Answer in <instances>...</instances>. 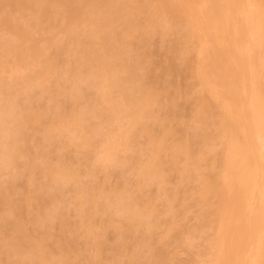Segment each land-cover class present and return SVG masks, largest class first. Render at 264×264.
Returning <instances> with one entry per match:
<instances>
[{"label": "rangeland", "instance_id": "obj_1", "mask_svg": "<svg viewBox=\"0 0 264 264\" xmlns=\"http://www.w3.org/2000/svg\"><path fill=\"white\" fill-rule=\"evenodd\" d=\"M90 1L66 0L77 5L80 17L74 25L62 19L64 8H57V3L50 1L47 10L56 9L57 13L44 16L39 33L37 28L25 25L35 14L31 6L16 12L12 5L0 4V23L5 18H18L33 37H50L53 45L47 53L64 59L63 65L55 71L57 79L42 83L44 90L35 79L40 67L35 68L36 71L14 73L19 80L28 78L20 80L22 83L12 80V73L0 74L3 82L10 85L18 110L28 106V110L41 114L43 120L41 124L32 123L27 114L23 118V129L0 130V142L15 137L17 146L23 149L15 169L7 166L0 171V197L10 196L12 204L0 205V252L10 232L8 223L16 222L26 229L28 236L41 235L45 251L55 254L61 251L66 258L64 264H210L214 214L202 205L198 179L217 173L225 152L218 144L222 139L216 125L218 108L197 79L198 70L204 69L199 61L205 62V55L199 54L201 33L197 39L190 37L195 29L187 17L157 11V0H118L119 17L101 31L106 38V49L98 54L108 59L120 53L130 65L134 81L138 78L159 93L151 114L131 128L133 139L127 146H116L113 162L108 159L112 154L103 152L107 143L103 136L107 134L114 144L116 137L112 128L101 126L98 119L89 120L98 134L86 141L76 138V134L65 127H49L47 134L43 130L44 124L47 127L55 123L57 114L66 115L77 110L79 104H94V109L105 106L98 103L97 88H88L87 80L73 81L69 77L72 59L60 57L57 50L61 48L66 55L76 46L81 49L70 42L63 30L71 31L73 38L90 26L85 21L91 9ZM91 17L96 23L95 16ZM124 23L130 26V35L121 34ZM12 39L15 40V35L0 25V41ZM29 45L26 41L25 50ZM216 66L210 70H218ZM84 67L78 71L83 72ZM147 70L151 79L142 78ZM56 83L63 92L56 89ZM32 94L37 98H25ZM120 99V96L115 97V100ZM202 100L209 102V106L202 108ZM198 113L208 117L207 123L196 119ZM126 122L122 120L123 127ZM165 123L175 137L188 139L194 153L201 146L194 139L203 135L209 152L197 163V173L193 172V167L183 168V154L171 149L172 138L162 137ZM12 126L9 125V129ZM148 135L156 145L148 141ZM44 152L48 153L50 168L45 169L46 163H41L27 182L23 164L31 158L38 161L39 154ZM149 162L151 171L143 172V166ZM65 171L70 173L62 179L60 176ZM27 194L36 198L29 205L23 202ZM138 200L147 206H135ZM131 211L136 215L132 216ZM37 220L41 225L33 226ZM20 243L24 250L26 243ZM0 264L16 263L0 255Z\"/></svg>", "mask_w": 264, "mask_h": 264}, {"label": "bare ground", "instance_id": "obj_2", "mask_svg": "<svg viewBox=\"0 0 264 264\" xmlns=\"http://www.w3.org/2000/svg\"><path fill=\"white\" fill-rule=\"evenodd\" d=\"M50 1L57 3V8H64L62 19L70 25L79 19L77 5L66 0H0V4L12 5L16 12L31 6L35 14L25 25L37 28L39 33L44 16L57 13L56 9L52 12L47 10ZM116 2L118 0H91V9L85 17L90 26L73 38L70 37L71 31L67 33L66 29L63 30L70 42L81 46V49L76 46L63 55L61 48H57L60 57L72 59L69 77L73 81L87 80L88 88H97L100 92L98 103L105 106L94 109V104H79L77 110H71L66 115L57 114L55 123L47 127L43 125L45 134L49 127H65L74 132L76 138L86 141L98 134L89 120L98 119L101 126L112 128L117 141L114 144L107 134L103 136L107 141L103 147L105 155L113 154L118 145L127 146L128 141L133 139L131 128L151 114L159 95L142 80L137 78L134 81L131 67L120 53H114L108 59L98 54L106 49V38L101 31L120 15ZM155 6L162 13L187 17L192 29H195L190 32V37L197 39L198 33H201L199 54L205 55V62L199 61L204 69L198 70L197 79L218 108L219 121L216 125L222 138L218 144L225 152L224 159L217 173L198 179L202 205L214 214L215 233L209 243L210 264H264V0H157ZM0 25L15 35L13 41H0V74L7 71L12 73V80L21 82L28 78L20 77V81L14 73L36 71L35 68L40 67L35 76L40 88L44 90L42 83L48 79L54 82L57 79L55 71L63 65L64 59L47 53L53 45L50 37H33L26 26L18 22V18H5ZM123 26L121 34L130 35V26L126 23ZM94 39L101 42L95 43ZM26 41L30 45L25 50ZM215 64L218 70H210L215 68ZM81 67L85 68L86 74L78 71ZM123 73H127L126 76ZM142 78L151 79L152 75L147 70ZM97 80L101 83L98 84ZM56 89L63 92L58 84ZM0 95L3 101L0 106V130L23 129V118L27 114L30 122L42 123V115L28 110V106L18 110L10 85L4 83L1 76ZM116 96L121 99L115 100ZM28 97L37 98L34 94L25 98ZM206 104L209 106V102L202 100V108ZM123 119L127 120L124 127ZM196 119L205 124L208 117L198 113ZM11 124L13 126L9 129ZM147 137L150 143L156 145L152 136ZM162 137L172 138L171 149L183 154V168L193 167V172H196L197 163L209 152L203 135L194 139L201 143L194 153L190 150L188 139L175 137L166 123L162 125ZM22 154L23 149L17 146L15 137L8 142H0V171L7 166L15 169L16 160ZM41 163H46L45 169L50 168L47 152L40 153L38 161L31 158L23 164L27 182ZM150 165L151 162L145 164L142 171H151ZM69 173L65 171L60 177L64 179ZM35 200L30 194L23 197L26 205ZM139 200L135 206H147ZM0 205L12 206L11 197L1 196ZM130 213L136 215L133 211ZM8 224L10 232L0 252L4 259L16 264L65 263L66 258L61 251L56 254L45 251L41 235L31 237L22 225L16 222ZM38 225H41L40 220L33 223V226ZM20 241L26 243L24 250Z\"/></svg>", "mask_w": 264, "mask_h": 264}, {"label": "clouds", "instance_id": "obj_3", "mask_svg": "<svg viewBox=\"0 0 264 264\" xmlns=\"http://www.w3.org/2000/svg\"><path fill=\"white\" fill-rule=\"evenodd\" d=\"M108 159L113 162L116 159L115 152L108 157Z\"/></svg>", "mask_w": 264, "mask_h": 264}]
</instances>
